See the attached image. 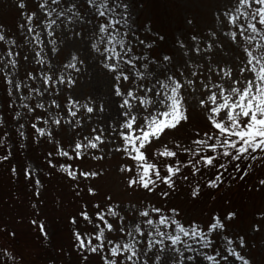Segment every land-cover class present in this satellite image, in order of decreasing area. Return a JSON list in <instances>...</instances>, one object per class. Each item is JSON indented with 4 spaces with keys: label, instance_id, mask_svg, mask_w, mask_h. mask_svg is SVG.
Segmentation results:
<instances>
[{
    "label": "snow or ice",
    "instance_id": "1",
    "mask_svg": "<svg viewBox=\"0 0 264 264\" xmlns=\"http://www.w3.org/2000/svg\"><path fill=\"white\" fill-rule=\"evenodd\" d=\"M18 6L24 15L26 0H19ZM135 6L136 0H37L24 15L18 27L33 36L34 44L45 47L42 32L52 37L55 29L65 30L72 22L73 43L82 42L93 65L107 73L110 86L108 101L87 96L81 102L76 87L85 59L75 51L63 68L53 70L55 75L46 70H41L39 77L28 73V78L41 80V88L33 89L39 93V103L24 105L27 112L33 113L35 138L50 140L53 152L65 158L64 163H57L67 178L88 181L83 190L88 197L100 195L95 180L103 171L86 166L85 161H99L113 152L123 158L118 171L127 190L159 192L161 198H168L176 190L178 176L188 181L189 176H204L205 171L212 170L203 185L192 184L193 198L199 197L202 187L217 189L226 174L244 179L248 169L235 161L264 162V0H217L214 24L208 32L197 31L194 19L186 17L191 31L180 33L171 49L162 47L164 35L151 34L150 27L132 20ZM2 29L0 25V41L15 45L16 41L7 38ZM225 48L231 50L230 56L212 55ZM6 56L9 59L4 67L14 68L20 53L8 49ZM36 57L45 63L42 52L34 49L33 59ZM0 61L5 57L0 56ZM3 79L9 96L21 89V83L10 72ZM64 85L67 89L61 87ZM65 90L68 95L62 107L58 97ZM45 97L55 111L47 106ZM191 97L196 98V114L204 127H193L187 137L172 138L178 126L191 121ZM105 103L112 107L106 109ZM36 109L44 112L37 115ZM15 115L24 118L19 111ZM34 121H42L46 127ZM88 122L99 127H89ZM65 126L74 135L61 143L54 133L59 134ZM19 127L23 129L24 125ZM0 143H4L2 138ZM10 155H0V161L8 160ZM51 156L52 152L47 153ZM47 157V164L53 165V159ZM10 171L16 174L17 170L12 166ZM34 172L28 167L21 174L29 178ZM35 184L39 185L40 180L35 179ZM259 185L264 187V179ZM36 195H40L39 188ZM258 215L264 221V212ZM237 217L236 210H228L223 214L213 212L203 221L184 218L175 205L137 201L123 206L109 194L102 202L87 200L68 214V220L76 225L71 233L72 247L80 261L94 254L100 264H254L245 252V235L232 230ZM31 223L38 224L40 233L48 238L42 221L33 219ZM251 228L259 232L264 223L254 222ZM0 251L19 264L6 248Z\"/></svg>",
    "mask_w": 264,
    "mask_h": 264
},
{
    "label": "rangeland",
    "instance_id": "2",
    "mask_svg": "<svg viewBox=\"0 0 264 264\" xmlns=\"http://www.w3.org/2000/svg\"><path fill=\"white\" fill-rule=\"evenodd\" d=\"M216 3L217 0H136L132 20L138 19L140 23L150 27L153 30L151 34L159 32L164 35L165 42L162 47L171 49L175 41L180 38V33L187 35L191 31L186 24V17L194 19V27L197 31L208 32L214 24L213 11ZM26 4L24 15L34 8L37 0H26ZM18 5L19 0H0L2 31L6 33L7 38L16 41L15 45L0 41V56L5 57V61H0V69H2L0 71V138L4 141L0 143V155L11 152L8 160L0 161V249L6 248L18 258L19 264H49V261H54V264H100V258L94 254H89L87 261L79 260L76 250L72 247L74 241L71 233L76 225L68 220V214L74 212L87 200L93 203L97 200L102 202L104 195L109 194L114 201L123 206L137 201L145 203L151 201L157 205L163 203L165 207L175 205L180 207L184 218L196 217L201 221L206 220L213 212L223 214L228 210H236L238 217L233 223L232 230L245 235L248 244L245 252L251 256L254 264H264V228L259 232H254L251 228L254 222L264 223L258 215L259 212H264V187L259 185V180L264 179V162L260 160L235 161L234 163L241 164L242 169L245 167L248 169V175L240 179L239 175L229 177L226 174L225 181L217 189L202 187L198 198L191 197L190 187L195 182L203 185L205 179L211 177V169L205 171L204 176L199 173L195 177L189 176L188 181L178 176L176 190L168 198H161L159 192L151 194L143 190L135 192L127 190L117 167L123 162V158L114 152L99 161L91 159L85 161L86 166L93 169L103 167V175L95 180V184L100 189V195L97 197H88L83 191L88 181L73 182L64 175L57 161L64 163L65 158L53 152V143L50 140L44 137L35 138L36 134L31 127L33 113L27 112L24 108L25 104L34 106L39 103L37 99L39 93L33 89L41 88V80H32L27 74L32 73L39 77L40 71L46 70L47 74L55 75L53 70L63 68L69 54L75 51L80 58L85 59V64L80 65L81 72L77 77L76 87L81 102L87 96L93 100L99 98L101 101H108L109 78L103 68L93 65L90 54L83 50L82 42L77 40L73 43L72 22L67 23L65 30L55 29L52 37H47L42 32L41 37L47 42V47L36 45L32 42L33 36L18 27L24 22V15L21 14L22 10ZM141 31L143 32L144 29ZM201 47H204L203 44ZM8 49L20 53L18 64L14 68L4 67L6 60L9 59L6 56ZM34 49L42 52L45 63H40V57L33 59ZM212 55L228 57L231 55V50L225 48L222 53L216 52ZM25 56L27 60L24 59ZM49 61L50 66H48ZM67 71L71 72V70ZM9 72L17 82L21 83V89L14 91L11 96L8 95V85L3 79V76ZM61 87L67 89V85ZM67 95V90L59 94L58 102L62 107ZM45 102L55 111L48 97H45ZM189 106L192 113L191 121L184 127L178 126L172 138L187 137L191 135L193 127H204L203 121L196 114L198 109L195 97L190 98ZM111 107L110 104L105 103L106 109ZM16 111L21 112L24 118L16 117ZM43 112V109H36L37 115ZM63 114L60 113L61 116ZM18 120L19 124L24 125L23 129L19 127ZM34 122L38 126L46 127L42 121ZM88 126L99 127V124L88 122ZM21 131L24 133L23 136L20 135ZM84 131L87 133V128ZM5 132L8 133L7 136H4ZM54 135L57 141L63 143L69 136L74 135V132L65 126L59 134L54 133ZM108 147L110 148L111 145L109 144ZM49 152H52L51 157H47ZM46 157L53 159V165L47 164ZM12 166H15L16 174L11 173ZM28 167L35 169V172L33 177L25 178L21 171ZM231 171L229 167L228 172ZM184 174L188 175L187 172ZM35 179L40 180L39 185L35 184ZM77 184L79 188L76 187ZM37 188L40 189V195H36ZM33 219L45 224L49 233L47 239L40 233L38 224L31 223ZM128 222L131 223L130 220ZM84 226V222L81 221L80 227ZM12 231L16 233L15 236L8 234ZM0 264H14V261L9 255L0 251Z\"/></svg>",
    "mask_w": 264,
    "mask_h": 264
},
{
    "label": "trees",
    "instance_id": "3",
    "mask_svg": "<svg viewBox=\"0 0 264 264\" xmlns=\"http://www.w3.org/2000/svg\"><path fill=\"white\" fill-rule=\"evenodd\" d=\"M73 162H74V161H73ZM121 163H122V162H121ZM119 164H120V163H119ZM119 164L117 165V167H119ZM100 168H101L102 171H103V167H100ZM100 168H99V169H100ZM64 175H66V174L64 173Z\"/></svg>",
    "mask_w": 264,
    "mask_h": 264
}]
</instances>
